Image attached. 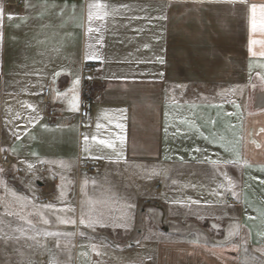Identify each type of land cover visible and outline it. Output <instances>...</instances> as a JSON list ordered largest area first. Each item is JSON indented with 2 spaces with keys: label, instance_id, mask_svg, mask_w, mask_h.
I'll use <instances>...</instances> for the list:
<instances>
[{
  "label": "crops",
  "instance_id": "crops-1",
  "mask_svg": "<svg viewBox=\"0 0 264 264\" xmlns=\"http://www.w3.org/2000/svg\"><path fill=\"white\" fill-rule=\"evenodd\" d=\"M7 1L0 264H264V0Z\"/></svg>",
  "mask_w": 264,
  "mask_h": 264
},
{
  "label": "built area",
  "instance_id": "built-area-1",
  "mask_svg": "<svg viewBox=\"0 0 264 264\" xmlns=\"http://www.w3.org/2000/svg\"><path fill=\"white\" fill-rule=\"evenodd\" d=\"M6 6H18V1L13 0L12 2H5ZM97 67V63L95 62H87L82 64V82L80 87V105H79V111L75 115H65L62 112L56 111L54 108H52L50 102L48 101V94L49 90L44 89L42 97H41V103H42V111H43V117L46 119H60L67 123H70L74 120V117H76L79 121H81L88 113L90 107L98 102L100 99L99 94L95 90L94 82H93V75L95 72V69ZM13 159L11 157H8L6 155L0 154V166L3 168H8L12 164ZM87 167H94L93 163L87 162Z\"/></svg>",
  "mask_w": 264,
  "mask_h": 264
},
{
  "label": "rangeland",
  "instance_id": "rangeland-1",
  "mask_svg": "<svg viewBox=\"0 0 264 264\" xmlns=\"http://www.w3.org/2000/svg\"><path fill=\"white\" fill-rule=\"evenodd\" d=\"M70 183L72 184V189L70 191V196L71 198H74L78 201V199L80 198V195H82V187L83 185H81L80 187L78 186V182L75 181V178H73L72 182L70 181ZM76 197V198H75ZM79 197V198H78ZM74 208V207H72ZM72 232V231H71Z\"/></svg>",
  "mask_w": 264,
  "mask_h": 264
},
{
  "label": "snow or ice",
  "instance_id": "snow-or-ice-1",
  "mask_svg": "<svg viewBox=\"0 0 264 264\" xmlns=\"http://www.w3.org/2000/svg\"><path fill=\"white\" fill-rule=\"evenodd\" d=\"M0 14H2V12H0ZM9 18L11 19L12 17L10 16ZM262 30H264V25H262ZM98 127H99V125H98ZM100 143H108V142H106V141H100ZM109 147H111V144H109Z\"/></svg>",
  "mask_w": 264,
  "mask_h": 264
}]
</instances>
